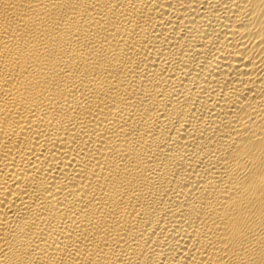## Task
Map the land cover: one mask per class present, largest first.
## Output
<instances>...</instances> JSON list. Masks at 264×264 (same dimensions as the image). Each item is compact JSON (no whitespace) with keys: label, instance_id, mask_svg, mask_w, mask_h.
<instances>
[{"label":"bare ground","instance_id":"6f19581e","mask_svg":"<svg viewBox=\"0 0 264 264\" xmlns=\"http://www.w3.org/2000/svg\"><path fill=\"white\" fill-rule=\"evenodd\" d=\"M0 264H264V0H0Z\"/></svg>","mask_w":264,"mask_h":264}]
</instances>
